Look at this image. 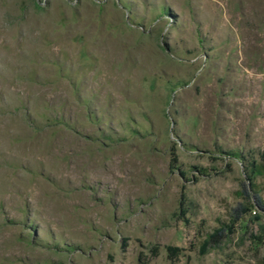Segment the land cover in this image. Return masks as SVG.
I'll list each match as a JSON object with an SVG mask.
<instances>
[{
  "label": "rangeland",
  "instance_id": "obj_1",
  "mask_svg": "<svg viewBox=\"0 0 264 264\" xmlns=\"http://www.w3.org/2000/svg\"><path fill=\"white\" fill-rule=\"evenodd\" d=\"M245 186L264 0H0V264H264Z\"/></svg>",
  "mask_w": 264,
  "mask_h": 264
},
{
  "label": "trees",
  "instance_id": "obj_2",
  "mask_svg": "<svg viewBox=\"0 0 264 264\" xmlns=\"http://www.w3.org/2000/svg\"><path fill=\"white\" fill-rule=\"evenodd\" d=\"M244 190H245V192H246V194H247V197L250 199V200H252L253 198H252V196H251V194H250V192H249V189L245 186L244 187ZM254 201H253V207L255 208V209H257V210H259L261 213H263L264 214V202L258 197V196H255L254 197ZM224 237V235H223V231H218L215 235H213V236H211L210 238H209V241H207V243H211L212 241H215L216 243H218L222 238ZM179 249H177V248H169L168 249V253H169V256L172 258V257H177L178 256V254H179Z\"/></svg>",
  "mask_w": 264,
  "mask_h": 264
}]
</instances>
